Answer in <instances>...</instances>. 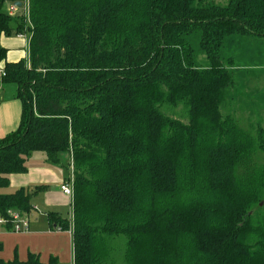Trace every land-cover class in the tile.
Wrapping results in <instances>:
<instances>
[{"label":"trees","instance_id":"obj_1","mask_svg":"<svg viewBox=\"0 0 264 264\" xmlns=\"http://www.w3.org/2000/svg\"><path fill=\"white\" fill-rule=\"evenodd\" d=\"M17 1L25 14L6 10ZM25 3L0 0V75L22 104L0 188L33 153L67 152L73 219L47 218L72 232L74 264H264V127H242L235 105L264 74V0ZM3 35L28 37L29 58L7 61ZM48 189L0 193L6 227Z\"/></svg>","mask_w":264,"mask_h":264},{"label":"crops","instance_id":"obj_2","mask_svg":"<svg viewBox=\"0 0 264 264\" xmlns=\"http://www.w3.org/2000/svg\"><path fill=\"white\" fill-rule=\"evenodd\" d=\"M14 4L15 2L6 6V10L12 15L27 11L23 5L20 7L16 5L17 8L14 9ZM1 44L8 50L7 61L17 62L29 58L28 37L3 35ZM5 62L0 63V70ZM7 85L9 84L2 82L0 75V138L17 129L22 111L21 101L17 98V85H15L16 88H8ZM64 159L67 160L69 167H66ZM70 163L71 157L67 152L59 155L58 163L49 161L44 152H36L28 161L29 169L26 173L11 175L9 187L19 189L34 185L49 186L47 191L34 197H41L40 204L44 205L43 210L46 212L43 213L44 220L40 222L39 219H35L34 221L31 217L35 218L34 214L39 213L34 205V212L25 217L29 221V229L22 232H14L12 228L8 229L6 225H0V258L13 260L18 257L20 260H26L29 252H33L39 254L40 259L45 263L55 256L62 264H74L72 232L53 229L47 218L48 212H60L63 215L61 210L69 205L68 216L70 220L73 219V198L61 190V184L70 176ZM58 187H60L59 191H57Z\"/></svg>","mask_w":264,"mask_h":264},{"label":"rangeland","instance_id":"obj_3","mask_svg":"<svg viewBox=\"0 0 264 264\" xmlns=\"http://www.w3.org/2000/svg\"><path fill=\"white\" fill-rule=\"evenodd\" d=\"M215 2L220 4V5H225L228 2V0H215ZM20 14L23 15V14H25V12L21 11ZM252 51H254L253 47H250V46L244 47V53H251ZM262 52H264V51H262ZM254 60L255 59H249V57L248 58L245 57V59H242L241 61L243 62V64H247L246 62H248V61L254 63ZM262 67L263 66H258V68H262ZM256 72H259V71L257 70ZM256 79H258V80L248 82V85H247L248 87L246 88L245 93L242 96L245 99V101L248 102V105L242 103L241 101L238 104H235L236 105V116L239 119L241 126L247 130L252 129V128L254 129V127L257 126L254 124H258L259 126L264 127V100H263V98H264V74L257 73ZM7 87L8 88H16L15 84H9V85H7ZM241 107H243V110L240 111L239 108H241ZM168 113L170 115L175 116V117L184 119L182 117L183 116V108L180 106L177 107L174 111L168 110ZM64 163H65L66 167H69L66 159H64ZM70 172H71V168H70ZM16 190L17 189L12 187V186L6 187V188H0V193H12V192H15ZM59 190H60V187L57 188V191H59ZM40 198L41 197H36L33 199V202L35 203L34 205L36 206V209L38 210L39 213L37 214V212H36L34 214V215H36V217L35 218L31 217V218L34 221H35V219H39L41 222L45 218L43 213L46 211L43 210V209H45L43 207L44 205L42 206V204H40V203H42V202H40V200H41ZM37 201H39V202H37ZM37 204L39 206H37ZM61 212L63 213L64 216L69 218L68 214L70 212V206L68 205V206L64 207L61 210ZM27 216L28 215H25L24 217H27ZM32 219H30V220L32 221Z\"/></svg>","mask_w":264,"mask_h":264},{"label":"built area","instance_id":"obj_4","mask_svg":"<svg viewBox=\"0 0 264 264\" xmlns=\"http://www.w3.org/2000/svg\"><path fill=\"white\" fill-rule=\"evenodd\" d=\"M27 4V0L25 5ZM14 9L17 8V6L14 4L13 6ZM61 190L63 191L64 194L70 196L71 198L74 197V177H73V172L71 169L70 176L67 177V179L61 184ZM8 214L11 216V220L13 223L12 231L14 232H22L24 230L29 229V221L26 219L21 213L17 211H9ZM6 225L7 220L0 215V225ZM59 230V229H58Z\"/></svg>","mask_w":264,"mask_h":264},{"label":"water","instance_id":"obj_5","mask_svg":"<svg viewBox=\"0 0 264 264\" xmlns=\"http://www.w3.org/2000/svg\"><path fill=\"white\" fill-rule=\"evenodd\" d=\"M15 5H18L20 7L22 3L18 1V2H15Z\"/></svg>","mask_w":264,"mask_h":264}]
</instances>
